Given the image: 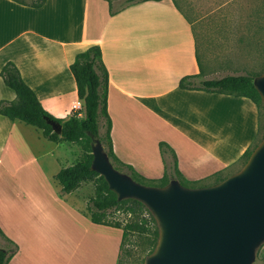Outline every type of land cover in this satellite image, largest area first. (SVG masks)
<instances>
[{
    "label": "crops",
    "instance_id": "obj_1",
    "mask_svg": "<svg viewBox=\"0 0 264 264\" xmlns=\"http://www.w3.org/2000/svg\"><path fill=\"white\" fill-rule=\"evenodd\" d=\"M119 1L45 0L34 7L35 0H0V102H16L2 77L9 64L48 113L68 119L82 106L70 64L87 46L97 45L108 74L112 148L122 163L155 181L178 180L175 164L179 178L189 182L207 185L229 176L256 145L259 110L247 98L180 89L178 83L196 76L192 81L198 86L214 80L213 71L237 76L234 69L254 58L258 42L228 34L231 22L222 15L228 14L229 1L127 0L113 9ZM39 137L38 129L0 116V248L5 251L4 244L17 243L3 233L8 220L25 217L31 228L55 202L54 196L38 193L41 181L33 178L41 171L33 150ZM160 143L166 144L162 154ZM54 144L52 158L61 149L69 166L81 155L79 145ZM21 169L25 174L17 172Z\"/></svg>",
    "mask_w": 264,
    "mask_h": 264
},
{
    "label": "water",
    "instance_id": "obj_2",
    "mask_svg": "<svg viewBox=\"0 0 264 264\" xmlns=\"http://www.w3.org/2000/svg\"><path fill=\"white\" fill-rule=\"evenodd\" d=\"M264 110V72L253 79ZM54 133L61 125L48 118ZM91 169L118 201L133 199L154 218L158 239L143 264H253L264 245V134L244 165L217 184L187 188L176 179L144 186L114 169L99 141Z\"/></svg>",
    "mask_w": 264,
    "mask_h": 264
},
{
    "label": "rangeland",
    "instance_id": "obj_3",
    "mask_svg": "<svg viewBox=\"0 0 264 264\" xmlns=\"http://www.w3.org/2000/svg\"><path fill=\"white\" fill-rule=\"evenodd\" d=\"M226 1H229L230 10L228 14L222 15V19H230V26L225 27L228 29V34L258 42V52L254 58L247 60L246 65L234 69L236 73H239L235 75L256 77L264 72V0H224ZM126 3L127 0H120L118 4L112 3V8L116 9L119 5ZM218 18L216 16V19ZM201 61L207 64L205 60ZM216 69L221 70L220 66ZM229 70L232 71L231 68ZM213 72L216 74H213L211 79L222 77L217 71ZM263 125L264 110L260 109L259 134L256 144L259 143L264 132ZM99 132L101 134L103 132L102 119L99 120ZM39 138L37 145L33 143V150L41 171L33 174V178L41 181L38 193L48 197L49 195L54 196L55 202L51 203V210L40 212L38 219L32 220L31 228L29 224H25V217L21 216L15 221L14 219L8 220L11 222L9 226H3V233L8 237L6 238L17 242L14 245L4 244L8 248V254H13L8 264H143L150 250L149 230L152 227L147 213L140 212L130 216L123 210H109L104 214V220L109 224L119 223L120 229L93 224L90 215L94 209L90 200L95 195L94 185L82 183L76 192L61 193L53 174L70 164L66 163V154L64 155L61 149L54 153L55 157L52 158L51 152L54 151L55 144L42 137ZM159 151L162 154L165 151L164 147ZM80 152L82 153L81 149ZM242 163L243 159L240 164L235 165V170L228 174L235 173L242 167ZM113 167L118 172L125 173L118 166L113 165ZM135 171L144 177L137 170ZM17 172L25 174L24 169ZM130 177L141 185L151 186L148 180L136 176ZM182 186L196 188L193 184ZM69 207L76 213H72L71 210L68 212ZM144 220L148 223L147 225L139 231L129 232L127 237L122 239V229L125 225L144 222ZM16 231L17 235L14 234ZM2 242L0 239V245ZM121 243L122 248H120ZM15 246L19 248L16 250ZM17 251V255L14 256ZM253 264H264V245L257 251Z\"/></svg>",
    "mask_w": 264,
    "mask_h": 264
},
{
    "label": "trees",
    "instance_id": "obj_4",
    "mask_svg": "<svg viewBox=\"0 0 264 264\" xmlns=\"http://www.w3.org/2000/svg\"><path fill=\"white\" fill-rule=\"evenodd\" d=\"M35 1L34 7H39L45 0ZM137 1L139 0H128V3L131 4ZM70 70L76 83L78 99L82 103L80 116L74 114L66 120H60L52 116L43 108L31 88L21 79L17 70L9 64L2 69V77L5 85L15 94L16 102H0V116L6 117L10 121L18 120L25 125L38 129L47 141L53 143L68 142L79 145L82 153L76 162L71 166L60 169L54 176L55 181L61 187L62 193L70 194L77 190L82 183H92L95 187V195L90 200L94 209L91 212L90 219L95 225L120 229L119 223L109 224L104 220V214L109 210H123L124 213L130 216L146 212L149 223L152 224L149 230L150 250L147 254L149 255L154 250L158 239L157 225L150 212L136 200L118 201L116 195L108 189L104 179L91 169L92 146L96 141H99L114 166H118L130 176L145 179L132 166L122 163L113 152L110 137L111 120L107 112L108 74L102 62L100 47L97 45L87 46L84 51L74 57L70 64ZM195 77L182 78L178 83V87L188 90L199 89L210 93L233 94L237 97L247 98L258 110L263 109L260 96L253 86L255 76H224L220 79L201 81L198 86L192 81ZM46 118L61 125L60 134L53 132L51 126L46 124ZM100 119L103 121L102 134L99 132ZM257 145L258 143L251 150L244 153L242 166ZM164 146L166 144L160 143V148ZM174 171L181 185L193 184L196 188L214 185L226 178L217 177L212 183L205 185L179 178L176 164ZM145 180L150 181L148 183L151 186L163 187L168 184L170 179L168 176H163L157 181ZM147 224L144 220V222L125 225L122 229V239L127 237L129 232L139 231ZM120 248H122V243ZM12 256L13 254H8L7 251L0 248V264H8Z\"/></svg>",
    "mask_w": 264,
    "mask_h": 264
},
{
    "label": "built area",
    "instance_id": "obj_5",
    "mask_svg": "<svg viewBox=\"0 0 264 264\" xmlns=\"http://www.w3.org/2000/svg\"><path fill=\"white\" fill-rule=\"evenodd\" d=\"M73 110L74 111H76V114H78V116H80V112H81V107L80 106H75L74 108H73Z\"/></svg>",
    "mask_w": 264,
    "mask_h": 264
}]
</instances>
